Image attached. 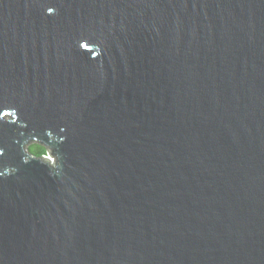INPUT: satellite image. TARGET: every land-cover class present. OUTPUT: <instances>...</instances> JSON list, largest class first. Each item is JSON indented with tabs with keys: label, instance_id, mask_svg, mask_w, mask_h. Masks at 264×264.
<instances>
[{
	"label": "water",
	"instance_id": "95a60500",
	"mask_svg": "<svg viewBox=\"0 0 264 264\" xmlns=\"http://www.w3.org/2000/svg\"><path fill=\"white\" fill-rule=\"evenodd\" d=\"M0 264H264V0H0Z\"/></svg>",
	"mask_w": 264,
	"mask_h": 264
},
{
	"label": "trees",
	"instance_id": "16d2710c",
	"mask_svg": "<svg viewBox=\"0 0 264 264\" xmlns=\"http://www.w3.org/2000/svg\"><path fill=\"white\" fill-rule=\"evenodd\" d=\"M28 146V152L33 153L35 156H42L47 152V147L43 142L32 141Z\"/></svg>",
	"mask_w": 264,
	"mask_h": 264
},
{
	"label": "rangeland",
	"instance_id": "374dc122",
	"mask_svg": "<svg viewBox=\"0 0 264 264\" xmlns=\"http://www.w3.org/2000/svg\"><path fill=\"white\" fill-rule=\"evenodd\" d=\"M33 143L32 141H30L29 143L26 144V150L28 151V146ZM45 159H48L51 163H53L55 161V158L50 155L49 153H46V156H44Z\"/></svg>",
	"mask_w": 264,
	"mask_h": 264
}]
</instances>
